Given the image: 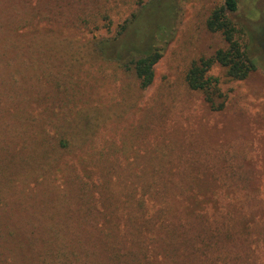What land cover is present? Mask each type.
<instances>
[{
	"label": "trees",
	"instance_id": "obj_1",
	"mask_svg": "<svg viewBox=\"0 0 264 264\" xmlns=\"http://www.w3.org/2000/svg\"><path fill=\"white\" fill-rule=\"evenodd\" d=\"M33 1L0 0V264H103L133 249L171 256L227 250L219 240L212 248L218 233L211 220L213 189H198L199 179L180 171L164 146L117 170L88 152L85 130L62 127L51 110L61 80L83 63L114 65L147 90L176 34L179 0L138 1L113 29L109 0ZM237 7V0H220L211 10L205 28L225 48L193 61L184 75L186 86L201 92L213 111H221L225 99L209 75L213 66L235 81L256 69L231 18ZM44 18H64L73 37L93 35L77 44L57 36L56 24L41 29ZM66 154L74 163L63 161ZM90 163L110 182L109 168L119 172L116 186L95 181L100 177Z\"/></svg>",
	"mask_w": 264,
	"mask_h": 264
},
{
	"label": "rangeland",
	"instance_id": "obj_2",
	"mask_svg": "<svg viewBox=\"0 0 264 264\" xmlns=\"http://www.w3.org/2000/svg\"><path fill=\"white\" fill-rule=\"evenodd\" d=\"M138 1L148 0H109L112 29ZM237 1L231 18L256 69L244 80L235 81L227 78L221 67L211 68L209 75L218 79L225 98L221 111L210 109L203 94L190 90L184 82L193 61L225 48L221 37L205 28L207 17L220 0H179L176 34L156 64L147 90H139L131 73L110 64L83 63L61 80L63 85L56 90L51 110L54 108L55 116L62 119V127L85 130L88 152L108 159L117 170L133 159L149 156L160 144L164 146L180 171L199 179L198 189H213L215 218L211 220L218 229V239L214 236L216 245L212 248L218 249L219 240L220 247L227 249L183 256L175 255L178 252L171 256L123 250L107 257L103 264H204L203 260L229 255L226 252L264 251V0ZM44 19L41 29L50 31L56 24L57 36L77 39V44L93 35L86 31L84 38L73 37V31L64 28V18ZM99 34L104 35L105 29ZM40 107L42 110L41 105L34 106V116L41 113ZM74 160L66 154L63 161ZM93 165H88L89 170L100 177L95 181L110 182L104 170L96 171ZM109 172L110 183L116 186L119 172L114 168ZM55 174L61 176L58 171Z\"/></svg>",
	"mask_w": 264,
	"mask_h": 264
},
{
	"label": "crops",
	"instance_id": "obj_3",
	"mask_svg": "<svg viewBox=\"0 0 264 264\" xmlns=\"http://www.w3.org/2000/svg\"><path fill=\"white\" fill-rule=\"evenodd\" d=\"M226 254L229 255L215 256L214 261L212 257H209L212 259L202 262L204 264H264V251H236L226 252Z\"/></svg>",
	"mask_w": 264,
	"mask_h": 264
}]
</instances>
